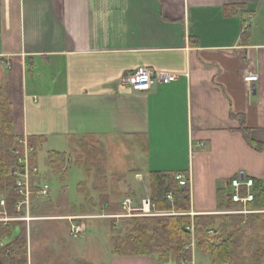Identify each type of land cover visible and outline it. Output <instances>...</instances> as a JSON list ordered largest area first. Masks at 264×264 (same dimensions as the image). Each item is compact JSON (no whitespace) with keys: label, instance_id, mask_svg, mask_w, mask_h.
<instances>
[{"label":"crops","instance_id":"1","mask_svg":"<svg viewBox=\"0 0 264 264\" xmlns=\"http://www.w3.org/2000/svg\"><path fill=\"white\" fill-rule=\"evenodd\" d=\"M140 67L177 79L132 93L124 80ZM2 68L1 91L19 112L21 137L36 139L37 151L66 154L74 140H96L107 157L125 141L143 161L121 173L133 174L130 188L137 175L147 192L149 173L182 174L191 219L235 215L229 183L251 178L250 209L262 212L242 215V226L264 218V151L240 131L264 144V0H0V76ZM250 73L254 84L244 81ZM34 159L40 173L37 153ZM80 197L79 208L65 199L63 217L84 230L87 220L104 221L110 250L97 264H159L148 255H116L111 219L119 213L101 204V214H89L92 203ZM262 231L242 240L261 241ZM197 254L192 264H201ZM208 258L202 264H212Z\"/></svg>","mask_w":264,"mask_h":264},{"label":"rangeland","instance_id":"2","mask_svg":"<svg viewBox=\"0 0 264 264\" xmlns=\"http://www.w3.org/2000/svg\"><path fill=\"white\" fill-rule=\"evenodd\" d=\"M1 73L0 105L4 101L1 100L4 99L2 95L3 91H1V81L4 80L2 76L8 73V69L2 68ZM6 110L0 108V142L3 153L10 151V140H16L18 137H21L20 126L18 124L19 112L11 108L9 99L8 109L6 108ZM5 116L7 121H5ZM73 143L70 152L62 154L58 158L53 157L50 159L51 153L47 156V149L45 147L39 146L36 152L41 171L39 173L42 178L41 183L48 185L49 197L36 200L32 198L34 196H31L33 206L30 209V216L33 220L28 227L21 223L25 227V232L21 236H26V264H97L98 261L107 258L110 244L106 236L107 229L104 221L97 219L87 220V230H84V234L79 238H72L69 235L70 223L63 217L69 211L68 207L64 204L65 199L70 208H79L82 202L81 193L83 199H88L92 203V208H94H89V214H101L99 208L104 204L108 205V212L120 214V206L123 201L138 202L147 197L149 193L148 176L145 177L147 185V192H145L143 178L142 180H138L135 177L136 181H139V184L136 188L131 189L130 183L135 182L133 174H121L134 165L143 168V161L141 162V159L135 158L128 153V143L125 141L114 150L109 151L107 157L104 150L102 149V153L98 148L96 140H74ZM86 153H88V156L84 157ZM68 158L70 162H67ZM52 160L55 163H62L61 165L64 170L61 173L56 174L50 168L48 162L51 163ZM76 161L77 163H75ZM109 168H113L120 173L107 170ZM34 183L37 182H30L32 185ZM57 201L58 205L52 204ZM83 208L86 210L87 207L84 206ZM156 209L154 205L153 211L155 215L153 216L155 217L176 215L173 211L165 213ZM260 215L264 216V213ZM128 219L122 217L111 219L115 223L112 237H118L120 241H123V239L126 240L128 235L130 236L132 228L130 227V223L127 222ZM242 227L244 233L255 229L263 230L264 237V218L258 225L251 226L250 223H247ZM191 228L192 225H190V230H188L190 231L189 249L192 256V253L195 251V243ZM99 229L102 230V234H96V231ZM19 231L21 230L18 229L16 234L20 233ZM251 239L255 241V238ZM241 240L242 238L240 239V245L243 247L241 246V250L239 249L241 251L240 256L235 264H264V247L260 249L255 247L254 244L250 246L248 244V240L250 239L248 238ZM153 242L159 246L156 249L159 252L158 255L169 256V254H166L168 252L167 248L162 246L163 243L161 241L153 238ZM258 242H263L264 245V238ZM203 256L202 254L201 256L197 254V260L201 261V264L203 261H207L206 259H209L208 256L205 257L206 259ZM223 264L231 263L224 262Z\"/></svg>","mask_w":264,"mask_h":264},{"label":"trees","instance_id":"3","mask_svg":"<svg viewBox=\"0 0 264 264\" xmlns=\"http://www.w3.org/2000/svg\"><path fill=\"white\" fill-rule=\"evenodd\" d=\"M3 98L1 100L4 101L0 108L7 111L8 101L4 95ZM5 119L7 121L6 116ZM240 131L251 148L257 151H264V144L253 141L250 138L248 129L241 127ZM35 141L36 139H28L29 145L37 151ZM10 143V151L3 153L0 142V200H5L7 210L12 213L20 197L14 192V183L9 176V169L16 165V158L13 155L16 142L13 139L10 140ZM99 149L102 151V148ZM89 152L91 153V151ZM61 155L51 153L50 159L53 157L58 158ZM86 156H88V153L84 157ZM34 161L35 159L33 158L31 166H34ZM53 162L52 160L50 163L51 169L56 174L61 173L64 170L62 163ZM83 168L85 167L83 166ZM175 176L176 174L169 172L149 173L148 194L151 203L155 205L157 211L165 213L173 211L176 215L129 218L127 222L130 223L132 228L130 236L128 235L126 240L123 239V241H120L118 237L112 238L115 254L119 256L148 255L155 257L159 264L168 262L180 263L183 260H190V231L188 230H190V225H192L195 252L209 256L212 259V264H223L224 262L235 264L241 252L240 239L244 236L242 227L243 216H196L190 219L187 215L189 212V190L186 186L180 187ZM255 191L256 187L254 185L253 193ZM254 197L255 204L256 195ZM228 201L229 203L231 202L229 194ZM254 204H249V207H254ZM232 206L236 207L237 205ZM255 221L251 217L249 219L250 225H255ZM17 228L21 230L18 234H16ZM111 230L114 232V226H111ZM209 230L213 232L209 234ZM24 232L25 227L22 224H11L0 228V264H26V236H21ZM153 238L163 243L162 246L167 248L168 252L166 254H169V256L158 255L159 252L156 249L159 246L153 242ZM248 244L250 246L254 244L260 249L264 247V245H260L259 242L253 241L251 238L248 240Z\"/></svg>","mask_w":264,"mask_h":264},{"label":"built area","instance_id":"4","mask_svg":"<svg viewBox=\"0 0 264 264\" xmlns=\"http://www.w3.org/2000/svg\"><path fill=\"white\" fill-rule=\"evenodd\" d=\"M177 79L175 74L154 71L144 67L135 69L124 80L127 87L132 93L149 92L155 85H166ZM247 83H256L258 81L257 74H248L244 77ZM16 146L13 150V155L16 158V165L10 168L9 176L14 183V192L20 197L14 206L13 212L7 210L5 200H0V226H8L11 224H24L28 227L33 218L30 216L31 199H41L49 197V187L47 184L34 183L30 184L31 177L39 174V169L36 165L31 166V160L36 156L35 148L30 146L28 138L18 137ZM138 180H142L140 175H137ZM176 180L180 187L187 186L188 180L182 174H176ZM254 180L246 178L231 179L229 183V195L232 204L237 205L236 210L230 213L235 215H245L258 213L250 209L249 204H253L255 197L253 193ZM31 196H34L30 198ZM170 198V197H168ZM154 205L151 203L149 196L140 200L138 204L130 201L121 203V213L114 216L116 218H131V217H147L155 215L153 212ZM70 223L69 235L72 238H79L84 234V227L74 223L76 219L68 218ZM192 229V228H191ZM212 231H209L211 234ZM191 260H183L180 264H192Z\"/></svg>","mask_w":264,"mask_h":264}]
</instances>
